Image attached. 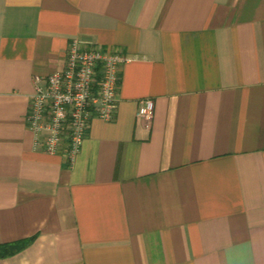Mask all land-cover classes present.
<instances>
[{"label": "crops", "instance_id": "crops-1", "mask_svg": "<svg viewBox=\"0 0 264 264\" xmlns=\"http://www.w3.org/2000/svg\"><path fill=\"white\" fill-rule=\"evenodd\" d=\"M76 40L128 62L70 166L25 117ZM27 240L0 264H264V0H0V245Z\"/></svg>", "mask_w": 264, "mask_h": 264}, {"label": "built area", "instance_id": "built-area-1", "mask_svg": "<svg viewBox=\"0 0 264 264\" xmlns=\"http://www.w3.org/2000/svg\"><path fill=\"white\" fill-rule=\"evenodd\" d=\"M127 62L120 53L73 41L62 70L46 79L34 77L35 91L25 121L35 135V146L64 156L73 166L92 120L115 119L120 73ZM154 106L153 99L141 100L138 117L151 121Z\"/></svg>", "mask_w": 264, "mask_h": 264}, {"label": "trees", "instance_id": "trees-1", "mask_svg": "<svg viewBox=\"0 0 264 264\" xmlns=\"http://www.w3.org/2000/svg\"><path fill=\"white\" fill-rule=\"evenodd\" d=\"M30 240L21 241L19 243L10 244V245H0V257L4 258L7 256L14 255L21 251L25 246L29 244Z\"/></svg>", "mask_w": 264, "mask_h": 264}]
</instances>
